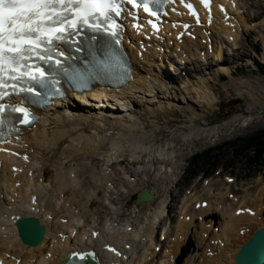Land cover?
I'll return each instance as SVG.
<instances>
[{
  "label": "bare ground",
  "instance_id": "6f19581e",
  "mask_svg": "<svg viewBox=\"0 0 264 264\" xmlns=\"http://www.w3.org/2000/svg\"><path fill=\"white\" fill-rule=\"evenodd\" d=\"M244 1L214 0L215 22L209 27L191 24L189 30L184 26L190 19L175 5L177 10L165 18L181 22L175 27L164 23L168 28L160 30L168 40L148 38V28L135 30L127 21L126 46L134 67L130 83L119 91L98 88L70 95L43 109L42 119L18 139L0 146V264H64L73 253L91 249L102 264H176L190 242L182 264H237L239 250L264 228V186L244 190L233 204L227 201L229 188L206 200L184 198L178 219L160 239L157 232L170 213L167 189L184 170L183 150L223 131L242 129L250 121L236 116L209 128L199 121L205 119L204 107L213 108L217 102L205 77L214 74L210 79L216 81L217 74L226 73L229 86L236 87L230 60L224 57L229 45L241 47L243 34L252 37L253 23L260 11L264 13V0L250 2V10H260L253 15L243 7ZM258 26L264 39V17ZM179 66L193 67L202 83L197 86L188 78L182 89L175 87L169 71H179ZM183 105L189 116L184 125L152 121L146 127L140 121L141 113L166 117ZM164 130L170 132V140H160ZM211 184L204 188L213 194ZM154 185L165 190L161 199ZM144 189L153 200L137 203L133 217L122 220L123 209L116 201L130 192L140 197ZM94 200L102 208L98 212L92 210ZM27 218L45 227L36 246L25 244L18 231V222ZM163 242L167 245L162 250Z\"/></svg>",
  "mask_w": 264,
  "mask_h": 264
},
{
  "label": "snow or ice",
  "instance_id": "6c2138e0",
  "mask_svg": "<svg viewBox=\"0 0 264 264\" xmlns=\"http://www.w3.org/2000/svg\"><path fill=\"white\" fill-rule=\"evenodd\" d=\"M127 2L142 7L151 16H157L151 6L162 5V0ZM201 2L208 4V0ZM121 3L122 0H0V138L18 132L17 124L28 125L36 119L26 104L43 106L51 97L62 95L58 87L61 79L86 86L90 79L110 74L114 68L127 73L122 58L109 42L103 45V58L90 48L92 61L85 69L78 67L73 62L76 58L62 47L71 43L79 53L78 37L85 27L94 33L103 32L119 44L120 25L115 17L121 14ZM187 7L191 9L192 5ZM152 27L156 28V24ZM13 96L24 99L18 104L5 102ZM73 255L84 261L91 254Z\"/></svg>",
  "mask_w": 264,
  "mask_h": 264
},
{
  "label": "rangeland",
  "instance_id": "374dc122",
  "mask_svg": "<svg viewBox=\"0 0 264 264\" xmlns=\"http://www.w3.org/2000/svg\"><path fill=\"white\" fill-rule=\"evenodd\" d=\"M244 2L242 4L246 9L249 7L250 2L255 3L258 0H246ZM246 11L253 15L260 10H250L248 8ZM260 13L261 16L253 23V31L256 32L253 33L252 37L243 34L239 44L241 47L236 49L231 48V45H229V55L225 54L226 56L224 57L226 60H230L229 68L233 72V80H235L236 87L229 86L231 79L226 73L217 74L216 81L210 79L214 74L205 77L208 87L215 93L217 102L213 108L205 106V119L199 120L204 128L215 126L236 116L249 118L250 121L242 129L233 128L229 132L223 131L219 137L206 138L205 141H195L190 143L191 148L183 150L184 170L183 172L181 171L182 175L177 183L167 189V192L169 190L171 193L168 196V199L170 198L168 203L170 213L168 218L165 217L166 219L163 220L157 232L159 239L161 232L169 223L178 219L177 213L184 198L190 200L192 196L197 198L200 196L199 200L204 198L206 200L208 195L209 197L214 196L219 189L224 192L226 188H229L231 196L227 198V201L233 204L235 203L233 201L241 199L244 190L251 189V191H255L264 186V157L260 160L257 157L258 147L260 146L258 143L264 142V39L259 34L261 27L258 26L264 17V13L262 11ZM262 33L264 34V31ZM185 67L179 66V71H169V75L175 80V87L182 89L188 78L191 79L192 83H197V86L200 85L202 81H198L199 76L194 72L193 67ZM205 67L206 65L202 68ZM213 69H217V67L214 66ZM257 78L261 79L259 80L260 83L256 82ZM194 95L196 96V92L192 94L193 97H195ZM188 106L190 107L191 104ZM188 106L177 107L176 110L171 111L170 115L166 117H164V114L147 116L141 113L140 121L146 127L153 125V122L161 125L167 124L170 127L184 125V123L188 122L187 117L189 116H187L188 113L185 111ZM163 118H166V120ZM161 134L159 136L161 141H167V139L170 140L172 138L170 132L165 130ZM250 142L251 144H249ZM261 145L264 148L263 144ZM99 157L101 156L93 158L98 159ZM256 160L257 162L252 163V161ZM124 166L127 169L131 168L127 162H123ZM113 167L117 166L114 165ZM158 180H160L159 177ZM207 182L213 183L211 184L213 194L204 188L207 187V185L205 186ZM154 186L157 187L158 196L161 199L165 190L157 185ZM204 191L207 192L204 193ZM138 198L139 194L130 192L127 195L125 194L121 200H115L118 206H122L123 211L120 215L122 220L133 217L131 211L138 205L136 202ZM195 208L199 209L198 205ZM101 209L100 204L94 200L92 210L98 212ZM102 215L103 213H101ZM160 245L163 246L161 248L163 250L167 243L163 242Z\"/></svg>",
  "mask_w": 264,
  "mask_h": 264
},
{
  "label": "water",
  "instance_id": "95a60500",
  "mask_svg": "<svg viewBox=\"0 0 264 264\" xmlns=\"http://www.w3.org/2000/svg\"><path fill=\"white\" fill-rule=\"evenodd\" d=\"M154 196L149 189H145L137 203L151 202ZM19 233L25 244L36 246L44 236L45 229L40 225V222L35 218L21 219L18 222ZM192 246L190 242L188 246L183 248L181 255L177 259V264H182L184 258L189 253V248ZM89 258V264H101L94 255L86 256ZM237 264H264V228L257 230L252 238L245 243L235 257Z\"/></svg>",
  "mask_w": 264,
  "mask_h": 264
},
{
  "label": "trees",
  "instance_id": "16d2710c",
  "mask_svg": "<svg viewBox=\"0 0 264 264\" xmlns=\"http://www.w3.org/2000/svg\"><path fill=\"white\" fill-rule=\"evenodd\" d=\"M249 144H251V142L249 143ZM248 144V145H249ZM261 144H263V146H264V142H262V143H258V145H260L259 147H258V151H257V157H258V160H260L262 157H264V148H262V145ZM255 162H257V160L256 161H252V163H255Z\"/></svg>",
  "mask_w": 264,
  "mask_h": 264
}]
</instances>
